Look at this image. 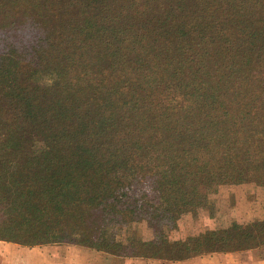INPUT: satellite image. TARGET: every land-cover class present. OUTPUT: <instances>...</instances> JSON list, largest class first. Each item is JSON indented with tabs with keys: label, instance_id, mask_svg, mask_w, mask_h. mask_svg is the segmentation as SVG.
I'll return each instance as SVG.
<instances>
[{
	"label": "trees",
	"instance_id": "16d2710c",
	"mask_svg": "<svg viewBox=\"0 0 264 264\" xmlns=\"http://www.w3.org/2000/svg\"><path fill=\"white\" fill-rule=\"evenodd\" d=\"M250 184L264 190V0H0V240L251 251L264 220L216 199Z\"/></svg>",
	"mask_w": 264,
	"mask_h": 264
},
{
	"label": "crops",
	"instance_id": "0c3cea01",
	"mask_svg": "<svg viewBox=\"0 0 264 264\" xmlns=\"http://www.w3.org/2000/svg\"><path fill=\"white\" fill-rule=\"evenodd\" d=\"M261 254L264 256V253ZM242 256L239 252L213 254L172 263L142 258H117L87 247L69 244L29 247L0 240V264H248Z\"/></svg>",
	"mask_w": 264,
	"mask_h": 264
},
{
	"label": "rangeland",
	"instance_id": "374dc122",
	"mask_svg": "<svg viewBox=\"0 0 264 264\" xmlns=\"http://www.w3.org/2000/svg\"><path fill=\"white\" fill-rule=\"evenodd\" d=\"M224 191H225L224 194L223 195L218 194L216 196V199L218 200V202L219 201L224 202V199H226V197H229V196L234 197L235 198V204H234L235 208L233 209L234 217L236 215L237 219H242V221H245V222L253 221L255 219L264 220V190L263 188H259L253 184H250L249 186L248 185L239 186V187L232 186L231 188H227ZM206 215L208 214L206 213ZM212 221L213 220H211V222ZM208 227H211V226H208ZM244 252L245 253H242V252H239V253L243 255L242 256L243 258L245 257L246 263L262 264V262H264V256L263 254H261V253H264V250L262 247H260L259 249H255L251 251H244ZM231 253H238V252H231ZM219 254H223V253H219ZM209 255H213V254H209ZM197 257H201V256H197ZM180 262H184V261H180ZM172 263H175V262H172Z\"/></svg>",
	"mask_w": 264,
	"mask_h": 264
}]
</instances>
